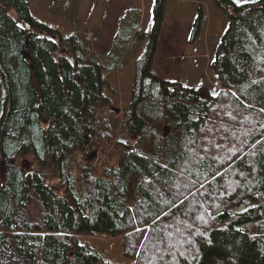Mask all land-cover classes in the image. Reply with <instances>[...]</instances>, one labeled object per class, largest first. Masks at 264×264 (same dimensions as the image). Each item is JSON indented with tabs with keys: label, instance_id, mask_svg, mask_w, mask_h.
<instances>
[{
	"label": "trees",
	"instance_id": "trees-1",
	"mask_svg": "<svg viewBox=\"0 0 264 264\" xmlns=\"http://www.w3.org/2000/svg\"><path fill=\"white\" fill-rule=\"evenodd\" d=\"M33 1L0 0V163L14 161L0 170V264H116L95 236L122 238L133 264H264V0H213L230 25L215 93L153 72L156 0L119 120L95 50L108 8L82 39L36 20Z\"/></svg>",
	"mask_w": 264,
	"mask_h": 264
},
{
	"label": "rangeland",
	"instance_id": "rangeland-1",
	"mask_svg": "<svg viewBox=\"0 0 264 264\" xmlns=\"http://www.w3.org/2000/svg\"><path fill=\"white\" fill-rule=\"evenodd\" d=\"M253 1L257 0H243L240 4ZM154 2L156 0L31 2L32 15L36 20L55 27L63 37L77 33L82 39L92 38L108 8L103 32L95 50L103 58L104 77L110 84L106 85L105 93L114 106L111 120H119L125 109L131 106L136 63L146 52L149 33L153 29ZM200 10L204 13L203 27L192 40L193 26ZM164 15L153 72L167 81L181 82L206 92H217V76L212 64L230 26L227 15L213 0H168ZM138 32L146 33V36L139 38L136 35ZM102 156L97 151L85 163L88 166L94 165ZM13 163L11 159H4L0 163V170L6 171ZM88 239L106 259L116 264H133L131 259L123 255L122 238L95 236ZM207 264L224 263L218 258H211Z\"/></svg>",
	"mask_w": 264,
	"mask_h": 264
},
{
	"label": "snow or ice",
	"instance_id": "snow-or-ice-1",
	"mask_svg": "<svg viewBox=\"0 0 264 264\" xmlns=\"http://www.w3.org/2000/svg\"><path fill=\"white\" fill-rule=\"evenodd\" d=\"M236 3L240 4L243 2V0H235Z\"/></svg>",
	"mask_w": 264,
	"mask_h": 264
}]
</instances>
